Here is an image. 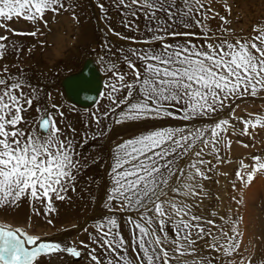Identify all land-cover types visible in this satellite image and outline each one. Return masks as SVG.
Segmentation results:
<instances>
[{"label":"snow or ice","instance_id":"snow-or-ice-1","mask_svg":"<svg viewBox=\"0 0 264 264\" xmlns=\"http://www.w3.org/2000/svg\"><path fill=\"white\" fill-rule=\"evenodd\" d=\"M215 3L111 0L121 26L132 35L108 25V33L128 46L113 50L104 44L111 53L100 58L107 79L103 91L98 90L100 99L87 97L95 107L84 114L79 133L66 123L65 112L55 102L41 106L40 90L22 70L13 73L0 63V210L28 199L36 216L41 215L40 208L50 216L56 211L54 200L68 199L67 193L76 190L77 173L86 168L78 144L108 134L105 121L153 122L111 150L105 212L83 229L86 241L46 240L24 227L0 222V264H52L64 256L82 259L84 264H216L200 255L199 240H210L207 249L223 258V264H237L241 244L236 227L231 235L206 230L203 225L214 228L215 220L193 214L195 204L189 201L200 199L201 193L208 195L201 182L211 179L208 173L215 165L209 167L211 161L205 156L223 162L220 149L229 128L236 131L233 120L243 125L240 135L254 139L257 129L264 130V114L247 113L245 119L237 117L233 108L248 99H264V15L243 34L232 28L228 0L220 3L224 14L213 7ZM97 8L107 22L109 9L102 0H97ZM66 10L65 0H0V29L5 33L0 35V61L9 54L19 58L25 51L10 43L12 36L40 34L38 28L17 31L10 26L14 19L47 27V13ZM141 17L143 27L138 23ZM73 18L78 19L74 12ZM91 75V71L86 74V83ZM34 106L35 115L29 117ZM228 109L232 111L220 118ZM202 119L211 122L193 124ZM166 120L185 123L163 126ZM250 159L252 171L235 173L249 184L255 173H264V157ZM241 167L249 165L241 161ZM245 251L248 255L241 256L238 264H264V251L257 246Z\"/></svg>","mask_w":264,"mask_h":264},{"label":"rangeland","instance_id":"rangeland-1","mask_svg":"<svg viewBox=\"0 0 264 264\" xmlns=\"http://www.w3.org/2000/svg\"><path fill=\"white\" fill-rule=\"evenodd\" d=\"M102 2H104L105 7L109 9V19L107 22L101 18V13L97 8V0H65L66 6L70 7L74 12L83 10V13L81 14L75 13V16L78 19L73 18L72 11L71 13L62 11V13L58 15H53V13L49 12L45 16V19L48 22L47 27H45L42 22L37 23V28L40 30V34L37 37H11L15 44L21 49H25L24 53L19 58L11 54L6 57L8 62L15 67L14 73L17 72L20 66L25 62L29 63L26 64L25 69L29 67L31 72L36 69V66L43 67L49 62L48 66L51 69V73L48 75V78H31L34 80L32 85L40 90V94H43V101H47L45 96L49 90L43 91V87L41 86L43 84H39L40 86L36 84L39 82L38 79L46 78L43 81L47 83L49 77L53 75V78H56V81H60L61 77L67 74L72 75L78 73L81 70L82 65L87 63L86 67L91 64V70L94 68L95 72H98L99 74L101 73V79L104 84L107 77L104 74L103 67L100 65L99 58L111 55L110 52L105 50L104 44L110 43V45L113 46V50L117 47L128 46L127 42L118 40L117 37L108 33V25L110 24L115 31L121 32L125 35H132V33L127 32V30L121 26V16L115 8L110 7L111 0H102ZM221 2L222 0H216L213 7L220 10L221 14H224L222 8H220ZM228 2L232 5V27L233 30L237 32L247 34L249 25L257 18L264 15V0H228ZM138 23L143 27V17L140 18ZM216 24L217 21H211V26H214L213 29H215ZM11 27L21 32H31L36 30V28L17 24ZM2 33H4V31L0 29V34ZM57 38H59L60 41L57 42ZM84 38L85 40L83 41ZM29 48H31V52L26 51V49ZM55 50L58 56L57 54L55 55ZM103 84L101 86V91H103ZM57 87L58 94L56 92V99L59 101V104L57 103V105L72 117L68 124L74 126L78 133L81 132V130L76 127L77 123H80V126L83 127V121L86 119L84 114L91 108H94L95 105L85 109L66 102L63 99L61 87L59 85H57ZM104 103L107 102L105 101ZM41 104L49 107L51 105L46 102ZM238 104V107L235 104L233 105L235 111L241 106L246 107L240 110V114H236L237 117H244L247 119V113L264 114V99H248L243 102H238ZM231 111L232 109H228L225 113L220 114V118L226 117ZM210 122L211 121L207 119H202L193 122V124L196 127H200L202 124ZM134 123L135 125H133ZM162 123L163 126L177 127L182 126L185 122L166 120ZM232 123L236 125V131L229 128L226 134V143L222 144L220 149V155L223 158V162H218L213 156H205L206 160L211 161L209 167L215 165L213 170L208 173L211 179L201 182L203 189L208 195L204 196L203 193H201V197L200 199H196V203L192 200H190L189 203L195 204L192 209L193 214L202 217L205 221L209 219L215 220L214 228L207 224L203 225L206 230L210 229L212 233L217 235H219L221 231L231 235L232 227H236L238 233L236 239L237 242L241 244L240 256L236 257L238 264L241 256L246 257L248 255V252L245 251V249L250 250L253 246H257V244L250 245L248 243L251 237L247 233V228L252 227V229H254L253 232L256 231L255 235H251L253 236V241L259 240L260 242V238L264 239V173H255L254 179L250 184L247 181H239L235 175L238 169L245 175L247 172L252 171L251 164L253 162L250 159L251 156L258 155L264 157V130L257 129L254 132L253 139L249 136L239 134V130L243 127L242 124L235 120H233ZM105 124L108 125L110 129L108 134L98 140L85 143L93 154V161L96 162L93 167L96 175L93 176L94 179L89 184L90 190H88L89 194H87L88 200H90V206H88V208L90 207V213L97 209V199L100 188H103L105 191L106 186L108 185L109 177L107 176V172L112 163L111 150L121 140L138 135L140 132L148 129L152 126L153 122H128L122 125H113L110 124L109 121H105ZM155 126H161V122H155ZM257 132L258 134H256ZM91 134L92 133H89V135ZM77 137L80 139L79 136ZM227 142H230V146H228ZM242 144H247L249 147H243ZM224 147L231 149L232 152L230 155H225L221 152ZM96 148L99 150H102V148L104 149L100 157L97 151H95ZM241 161L244 165H249V167L246 169L242 168ZM104 198L105 193L102 201H104ZM246 202V207H243ZM248 207L251 208V211ZM101 209L104 211V208H100L99 210ZM247 210H249L250 213H248ZM122 231L123 234L126 233L124 235L127 237V229H122ZM193 238L195 239V236ZM209 242L210 240L198 241L196 246L200 251V255L216 260V264H223V258H218L214 252L207 249V244ZM245 242H247V244ZM259 242L257 246L258 250L264 251V243L259 244ZM70 258L72 262L76 264H84L82 259Z\"/></svg>","mask_w":264,"mask_h":264},{"label":"bare ground","instance_id":"bare-ground-1","mask_svg":"<svg viewBox=\"0 0 264 264\" xmlns=\"http://www.w3.org/2000/svg\"><path fill=\"white\" fill-rule=\"evenodd\" d=\"M72 41H73V39H72ZM86 64L87 63H84L82 65L81 70L76 74L85 72L87 70L88 71H95L94 68H92V70H91V68H90L91 64L90 65L88 64L89 65L88 67H86ZM99 71H101V70H99ZM76 74H72V75H76ZM24 77H26V76H24ZM29 82L33 83L34 80H30ZM57 85H58V82H57ZM99 98L100 97L98 95L97 100ZM93 105L94 104H92V106ZM244 107H246V106L239 107L235 111V115L238 113L240 114V110H242V108H244ZM65 115H66V123L68 124V122L72 119V117L70 115H68L67 113H65ZM133 125H135V123ZM89 133H92V132H89ZM77 140L79 141L80 139L77 137ZM223 150L221 152L225 155H230L232 152L231 149L228 147H224ZM77 151L81 153L80 159L86 161V168L83 171L77 173L78 180L75 184L76 190L75 191H69L67 193V196L69 198L64 200V201H55L54 200V207L56 209V211L54 213H52L50 216L46 217L43 214V209L40 208L39 204H37L36 208H40L41 215L36 216L34 214V209H33L32 204L30 203V201L28 199H24L15 208H7V209L0 210V222H7L9 224H12L13 226L24 227L30 233L41 235L46 240L51 239V240H55V241H73V240H75V241L85 240L86 241L87 235L84 233L83 229L86 227H89L92 224V222L94 221V219L98 218L102 213L105 212V210L104 211H102V209L99 210L100 208H103L104 201H102V198L104 196L105 191L103 188H100V191L98 193V199H97L98 200L97 209L94 210L92 213H90V207L88 208V206H90V204H89L90 200H88L87 194H89L88 190H90L89 184L93 181V179H94L93 176L96 175V172L93 169L96 162L93 161V154L89 150L87 144L84 143L83 146H80L78 144ZM195 203H196V200H195ZM246 205H247V202L243 205V207H246ZM250 209L251 208H249V210ZM249 210H247L248 213H250ZM48 219L52 220L51 225H49L47 223ZM73 225H75V228H73ZM253 231H254V229H252V227L247 228V233L251 237V239H250V241H248V243L250 245L251 244H255V245L257 244V246H258L259 240L253 241V239H252L253 236H251V235L256 234V231L255 232H253ZM124 234H126V233H124ZM245 243L247 244V242H245ZM261 243H264L263 238H260L259 244H261ZM73 263L74 262H72L70 256H64L62 259L53 260V262H52V264H73ZM42 264H43V262H42ZM74 264H76V263H74Z\"/></svg>","mask_w":264,"mask_h":264},{"label":"water","instance_id":"water-1","mask_svg":"<svg viewBox=\"0 0 264 264\" xmlns=\"http://www.w3.org/2000/svg\"><path fill=\"white\" fill-rule=\"evenodd\" d=\"M89 72L85 71L76 75L67 74L61 77L58 85L61 87L64 101L85 109L92 106V100L87 97L98 98V90H101L103 80L101 74L91 71V82L86 83V80H88L86 74Z\"/></svg>","mask_w":264,"mask_h":264},{"label":"crops","instance_id":"crops-1","mask_svg":"<svg viewBox=\"0 0 264 264\" xmlns=\"http://www.w3.org/2000/svg\"><path fill=\"white\" fill-rule=\"evenodd\" d=\"M66 7H68V6H66ZM68 9H70V10H66V11H63V12H66V13H71V11L72 12H74L70 7H68ZM77 10V9H76ZM70 11V12H69ZM62 13V12H61ZM74 13H83V10H79V11H75ZM23 25V26H28V27H32V28H37L38 26L37 25H35V26H33L30 22H27V21H25V20H23V19H20V20H13L12 22H11V24H10V26H15V25ZM13 28V27H12ZM32 30V29H31ZM34 31V30H33ZM2 34H5V33H2ZM2 34H0V35H2ZM79 40V39H78ZM85 40V38L83 39V41ZM58 41H60L59 40V38H57V42ZM80 42H82L81 40H79ZM56 42V43H57ZM10 43H13V41H12V39H11V41H10ZM58 47V46H57ZM57 50V49H56ZM56 50H55V55L57 54L56 53ZM59 51V50H58ZM57 56H58V54H57ZM48 61V60H47ZM11 62H13V61H11ZM0 63H3V64H7L9 67H10V69H11V71L14 73V70H15V67L11 64V63H9L8 62V60L5 58L3 61H0ZM28 62H25V63H23V65L22 66H20V70H22V75L23 76H26V77H28L27 78V80L28 81H30V80H32L31 78H44V77H47L48 78V75L51 73V69H50V67L48 66V64H49V62H48V64H46L45 66H43V67H41V66H36L35 68L36 69H34L32 72L29 70V67H27L26 69H25V67H26V64H27ZM29 64V63H28ZM28 66V65H27ZM31 72V73H30ZM35 75V76H34ZM46 79V78H45ZM45 79H38V83H36L38 86H40L39 84H43V85H41L43 88H42V90L43 91H47V90H49L47 93H46V96H45V99H47V101H43V94H40V104L41 103H43V102H46L47 104H51V103H53V102H55L56 104L58 103L59 104V101L56 99V97H57V94H58V87H57V82H58V80L56 81V78H53V75L51 76V77H49V80H48V82L47 83H45L43 80H45ZM50 81H52V82H50ZM43 82V83H42ZM31 84H33V83H31ZM55 85V86H54ZM51 89V90H50ZM56 92H57V94H56ZM41 93V92H40ZM49 95L51 96V99H49ZM41 106H43L42 104H41ZM35 114V106L33 107V109L31 110V112L30 113H28L27 115L29 116V117H31V116H33ZM78 129H80L81 131L83 130V127H81L80 126V123L78 124L77 123V126H76ZM95 151H97V153H98V155H99V157H100V155H101V153L104 151V149L102 148V150H99V149H95Z\"/></svg>","mask_w":264,"mask_h":264}]
</instances>
